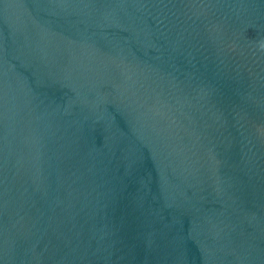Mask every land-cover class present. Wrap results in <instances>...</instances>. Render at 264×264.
<instances>
[{"label": "water", "instance_id": "1", "mask_svg": "<svg viewBox=\"0 0 264 264\" xmlns=\"http://www.w3.org/2000/svg\"><path fill=\"white\" fill-rule=\"evenodd\" d=\"M0 264H264V0H0Z\"/></svg>", "mask_w": 264, "mask_h": 264}]
</instances>
